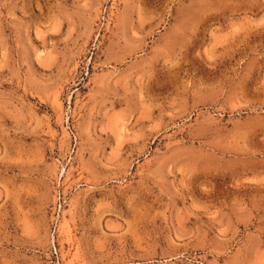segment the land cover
I'll use <instances>...</instances> for the list:
<instances>
[{"label":"rangeland","instance_id":"obj_1","mask_svg":"<svg viewBox=\"0 0 264 264\" xmlns=\"http://www.w3.org/2000/svg\"><path fill=\"white\" fill-rule=\"evenodd\" d=\"M0 264H264V0H0Z\"/></svg>","mask_w":264,"mask_h":264}]
</instances>
